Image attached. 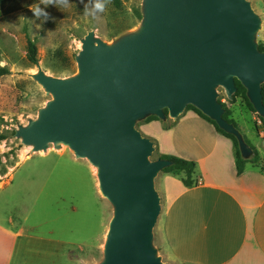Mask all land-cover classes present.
Wrapping results in <instances>:
<instances>
[{
    "label": "water",
    "instance_id": "1",
    "mask_svg": "<svg viewBox=\"0 0 264 264\" xmlns=\"http://www.w3.org/2000/svg\"><path fill=\"white\" fill-rule=\"evenodd\" d=\"M142 9L139 29L113 44L89 32L76 75L55 78L37 65L32 78L52 99L16 131L33 152L68 146L96 168L114 208L97 264H170L154 243L162 211L155 179L173 162L151 161L155 143L137 122L177 120L193 106L234 136L248 160L255 151L224 118L218 89L232 99L238 80L264 118L261 20L248 0H143Z\"/></svg>",
    "mask_w": 264,
    "mask_h": 264
},
{
    "label": "rangeland",
    "instance_id": "2",
    "mask_svg": "<svg viewBox=\"0 0 264 264\" xmlns=\"http://www.w3.org/2000/svg\"><path fill=\"white\" fill-rule=\"evenodd\" d=\"M248 1L261 20L255 41L259 49L264 48V0ZM96 3L103 9H97ZM142 7L143 0H122L119 7L114 0H6L9 14L0 18V66L10 70L0 78V189H6L0 191V214L26 220L30 226L38 224L46 234L55 231L64 241L63 264H97L103 260L114 208L102 196L97 170L87 159L76 158L68 146L55 149L53 144L47 151L33 152L16 136L19 127L36 120L52 99L32 75L37 73V65L55 78L76 75L82 39L93 31L104 42L115 43L139 29ZM28 38L37 44L36 65L27 59ZM218 92L229 122L264 157V118L249 106L247 95L246 99L237 90L228 99L222 87ZM152 121H139L136 128L155 142L149 131ZM161 156L155 143L150 159L156 161ZM163 173L155 179L161 214L165 204Z\"/></svg>",
    "mask_w": 264,
    "mask_h": 264
},
{
    "label": "crops",
    "instance_id": "3",
    "mask_svg": "<svg viewBox=\"0 0 264 264\" xmlns=\"http://www.w3.org/2000/svg\"><path fill=\"white\" fill-rule=\"evenodd\" d=\"M160 121L149 130L159 152L196 164L191 187L183 172L161 177L165 204L156 247L162 258L170 264H264V157L258 147L257 161L246 160L239 174L234 142L196 111ZM63 246L55 231L46 234L38 224L0 214V264H63Z\"/></svg>",
    "mask_w": 264,
    "mask_h": 264
},
{
    "label": "trees",
    "instance_id": "4",
    "mask_svg": "<svg viewBox=\"0 0 264 264\" xmlns=\"http://www.w3.org/2000/svg\"><path fill=\"white\" fill-rule=\"evenodd\" d=\"M5 3H6V0H0V5L2 8L3 15L9 14V11L5 9ZM114 3L116 5V7H119V6H121L122 0H114ZM260 50L264 51V48L260 47ZM27 59L29 60V62H31L32 64H35V65L38 63V60H39L38 59V48H37L36 41L31 39V38H28ZM9 74H10V70L8 68L0 67V78L7 76ZM236 86H237L238 92L246 98V89L241 85V83L238 80H236ZM262 93H263V97H264V88L262 90ZM247 102H248L249 106L251 108H253L252 104L248 101V99H247ZM188 109L196 111L200 116H202L203 118H205L206 120L211 122L215 126L216 130L219 133L230 138L234 142V146H235V150H236L237 171L239 174H241L244 171L246 163L248 161L244 160L241 157V154H240V151L238 148V142H237L236 138L234 136L226 133L222 129H220L219 126L214 121H212L211 119H209L208 117L203 115L196 108L189 106ZM224 118L226 120H228L226 114L224 115ZM152 120H158V118L157 117H150L149 121H152ZM262 125L264 126V120H262ZM1 139L2 138H0V140ZM257 157H258V155H257V151H256L253 162L257 161ZM160 158L161 159H168V160L173 162L172 166H170L164 170L165 173L180 174L183 172L185 174V178L183 179L185 186L191 187L193 185V174H194L195 168H196V164L193 161H188L185 159H181V158H177V157H173V156H166V155H162Z\"/></svg>",
    "mask_w": 264,
    "mask_h": 264
},
{
    "label": "clouds",
    "instance_id": "5",
    "mask_svg": "<svg viewBox=\"0 0 264 264\" xmlns=\"http://www.w3.org/2000/svg\"><path fill=\"white\" fill-rule=\"evenodd\" d=\"M95 7L97 8V9H103V5L102 4H100V3H96L95 4Z\"/></svg>",
    "mask_w": 264,
    "mask_h": 264
},
{
    "label": "bare ground",
    "instance_id": "6",
    "mask_svg": "<svg viewBox=\"0 0 264 264\" xmlns=\"http://www.w3.org/2000/svg\"><path fill=\"white\" fill-rule=\"evenodd\" d=\"M101 192V191H100Z\"/></svg>",
    "mask_w": 264,
    "mask_h": 264
}]
</instances>
